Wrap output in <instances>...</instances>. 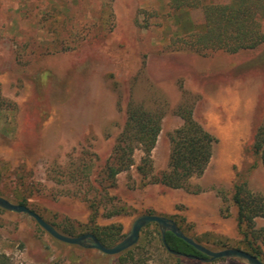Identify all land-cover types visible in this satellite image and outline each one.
Instances as JSON below:
<instances>
[{"label":"rangeland","instance_id":"rangeland-1","mask_svg":"<svg viewBox=\"0 0 264 264\" xmlns=\"http://www.w3.org/2000/svg\"><path fill=\"white\" fill-rule=\"evenodd\" d=\"M188 19L204 29L200 9L171 12L167 0H0L3 196L15 201V191H23L27 207L45 221L85 224L89 209L78 196L84 188L67 177L69 163L87 153L100 162L110 156L134 101L161 109L150 158L153 174L167 170L171 136L184 122L179 108L192 104L193 120L214 139L203 173L191 176L188 188L141 185L136 167L144 153L135 144L132 165L112 189L124 211L99 222L119 223L125 234L138 215L151 212L176 220L214 250L221 242L241 245L230 201L234 181L264 198V168L251 151L264 124V41L200 55L177 48ZM261 24L264 30V18ZM253 228L264 262V217ZM139 239L134 258L123 260L61 242L27 213L0 208V253L11 264H243L175 258L153 225Z\"/></svg>","mask_w":264,"mask_h":264},{"label":"trees","instance_id":"trees-1","mask_svg":"<svg viewBox=\"0 0 264 264\" xmlns=\"http://www.w3.org/2000/svg\"><path fill=\"white\" fill-rule=\"evenodd\" d=\"M167 5L171 12L198 8L203 15L204 29H195L188 19L190 25L187 32L176 42L177 48L188 49L200 55L216 50L235 53L244 49H253L264 41V30L261 24V19L264 18V0H167ZM192 107L193 105L190 104L179 108V114L184 122L171 136L169 168L153 174L150 151L160 129L161 109L159 111V109L156 110L158 107L152 109L143 103L130 101L126 109L127 120L114 141L111 155L100 162L93 153L82 154L77 161H71L67 167L69 180L75 182L80 188H84L78 196L89 209L87 223L76 224L69 219H65L63 224L48 223L66 235L93 233L107 247L120 241L124 236L121 224L115 222L102 224L99 219H107L124 211L117 205L112 189L116 187V175L123 170H128L132 165V152L136 145L140 146L144 153L140 164L136 167L142 178L141 185L159 183L169 188H188V179L194 175H201L206 168L214 141L213 137L193 120ZM251 151L264 168V124L259 126L253 135ZM5 170L7 171V163L4 164L0 160V181L4 178ZM16 176L17 186L25 189L27 186L23 181L24 177L18 174ZM0 196L4 197L1 192ZM29 198V194L16 190L13 196L15 201L8 200L27 206ZM230 201L236 207L237 229L241 235V245L232 248L242 249L263 261L253 224L256 217H264V198L251 192L245 182L234 181ZM31 209L36 212L33 208ZM174 221L188 236L178 222ZM151 225L154 226L162 247L171 256L201 261L206 258L193 246L167 231L165 233L167 246L182 253L179 256L171 254L161 241L157 224L150 223L145 228ZM189 237L210 248L198 238ZM138 240H140L138 242L142 241V239ZM220 244L222 248L228 247L224 242ZM134 247L137 245L118 253L120 258L123 260L134 258ZM0 264H11L9 257L0 253Z\"/></svg>","mask_w":264,"mask_h":264},{"label":"water","instance_id":"water-1","mask_svg":"<svg viewBox=\"0 0 264 264\" xmlns=\"http://www.w3.org/2000/svg\"><path fill=\"white\" fill-rule=\"evenodd\" d=\"M0 208L9 210L16 213H27L30 215L36 223L43 228L48 234L53 238L72 245H77L86 249H95L102 253L113 255L118 254L138 242L140 232L150 223H156L161 235V241L166 249L173 255H182V253L170 249L165 242V233L167 231L172 232L175 236L181 238L186 243L193 246L196 250L203 253L206 258L202 260L210 262L219 258H236L241 261L243 264H264L259 258L254 255L249 254L248 252L238 249V248H222V249H211L201 243L196 242L193 238L185 235L183 231L177 226L174 220L155 214H141L138 215L131 223L130 228L124 234L123 238L115 243L111 247H107L102 244L97 237L90 232L81 233L78 235H66L55 229L50 223L45 221L39 214L31 210L29 207L23 204L13 203L5 197L0 196ZM192 257V256H189Z\"/></svg>","mask_w":264,"mask_h":264},{"label":"flooded vegetation","instance_id":"flooded-vegetation-1","mask_svg":"<svg viewBox=\"0 0 264 264\" xmlns=\"http://www.w3.org/2000/svg\"><path fill=\"white\" fill-rule=\"evenodd\" d=\"M14 203V202H13ZM147 214H153V213H147ZM123 238V237H122ZM80 247V246H79ZM86 249V248H85ZM204 261V260H203Z\"/></svg>","mask_w":264,"mask_h":264}]
</instances>
